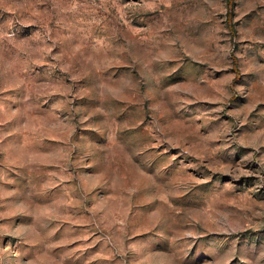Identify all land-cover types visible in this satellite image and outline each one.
<instances>
[{"label": "rangeland", "instance_id": "obj_1", "mask_svg": "<svg viewBox=\"0 0 264 264\" xmlns=\"http://www.w3.org/2000/svg\"><path fill=\"white\" fill-rule=\"evenodd\" d=\"M0 264H264V0H0Z\"/></svg>", "mask_w": 264, "mask_h": 264}]
</instances>
